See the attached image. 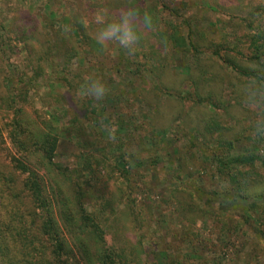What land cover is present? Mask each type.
<instances>
[{"label":"rangeland","instance_id":"obj_1","mask_svg":"<svg viewBox=\"0 0 264 264\" xmlns=\"http://www.w3.org/2000/svg\"><path fill=\"white\" fill-rule=\"evenodd\" d=\"M217 1L144 0L147 7L156 5L157 9H147L161 16L162 31L175 27L179 30L167 51H159L168 58L164 61L166 68L158 71V76H153L143 69L129 68V58L134 60L135 54L129 55L117 45L102 51V56L88 54L72 31L74 21L86 11L107 7L116 13L129 0H0V126L9 123L14 114L12 104L6 102L7 82L21 78L29 80L25 76L34 78L33 65H44L47 71L52 65L55 72L43 71L31 89L25 91V82L16 87L20 95L18 100H22L20 105L26 108L29 117L41 126L51 122L58 127L55 162L68 170L57 169L56 177L52 173L51 179H76L87 160L100 161L93 189L97 198H87L86 207L91 210L103 193L120 196L118 209H125L128 215L126 233L134 237V231L142 227L141 231L148 239L145 242L148 252L153 242L158 241V236L163 237L167 229H171L172 204L163 202V199L165 192L175 184L172 176L173 162L178 155L175 149L180 150L181 158L190 162L187 173L193 175L192 181L197 178V186L201 183L206 187L205 191L221 186L220 179L215 177L214 165L204 155L212 152L218 141L211 140L214 143H211V149L208 148L204 144L205 138L196 131L198 122H209L212 117L219 120L222 132L215 135L217 139L234 142L233 154H249L252 149L264 157V134H257L255 128L257 112L248 110L243 103L240 86L249 78L234 72L214 54L217 49L223 55H231V48L242 49L244 42L237 37L246 30L244 6L252 0H223L221 8L217 7ZM260 1L264 3V0ZM52 13H55V19ZM116 18L113 15L109 19ZM90 27L96 29L94 24ZM190 30L193 34H189ZM198 34H201L200 45L196 43ZM146 39L154 46H160L154 33ZM75 48L79 54L73 61L74 69L72 66L64 68L60 51L66 53L71 49L75 51ZM81 57L85 58L84 62ZM145 61H139L142 68ZM201 62L206 67L202 76L196 75L195 80L204 83V90L199 92L191 76ZM57 69L65 71L63 76L73 84L78 83L80 77L74 79V75H68L67 71L72 73L79 69L83 79L88 76L100 78L111 91L112 98L95 104L80 99L78 92L84 83L72 92L64 82L58 83L60 74ZM208 94L216 104L205 102L200 105L198 95L206 97ZM93 109L97 113H92ZM75 113L82 116L85 127L79 138L70 132L65 133L67 128L68 131L75 129L76 124L72 122ZM151 129L153 133H150ZM158 130L161 133L156 132ZM3 132L5 142L0 146V156L4 160L10 158L16 149L10 143L8 130ZM206 135L211 139V134ZM154 156L160 160L157 166L149 162ZM123 162L128 173L123 172ZM46 178L47 188L53 195L51 189L55 184L48 174ZM148 199L155 201L157 212L153 216L157 223L153 220L151 228L142 223L135 227V220L148 216V211L140 212L139 209ZM164 216L169 222L161 220ZM220 219L219 212L210 209L207 218L198 221L196 229L207 242L201 244L200 249H209V258L223 257V264H264L263 217L258 222L251 220L254 226L250 224L242 228L233 226V223L225 227ZM111 237L107 233L110 246ZM149 259L150 255L146 260Z\"/></svg>","mask_w":264,"mask_h":264},{"label":"trees","instance_id":"obj_2","mask_svg":"<svg viewBox=\"0 0 264 264\" xmlns=\"http://www.w3.org/2000/svg\"><path fill=\"white\" fill-rule=\"evenodd\" d=\"M223 2L218 0L217 7L221 8ZM244 7L247 11V16L243 18L246 30L237 37L244 42L242 49L231 48V55H223L217 49L214 50V54L234 72L249 79L264 81V3L252 0ZM147 8L157 9L155 4ZM143 10L142 6L141 11ZM147 10L156 17L158 30L154 34L158 37L160 46L156 47L146 38L142 39L133 57L135 59L129 58L128 67H136L139 71L143 69L150 75L158 76L157 72L166 68L164 61L168 60L159 54L161 46L165 41L168 46L179 30L175 27L162 31L161 16L152 9ZM52 14L55 19V13ZM77 21H74L72 31L79 42L83 43V51L96 56L104 55L100 46L92 39L95 29L91 27L85 29ZM189 34H193V31L190 30ZM196 38L197 45H200L201 34ZM183 40L185 43L186 39ZM197 45L193 44V47L197 48ZM74 50H68L66 53L60 51L59 55L65 61L64 68L72 66L77 53L79 54L78 49ZM143 59L146 61L142 68L139 61ZM81 60L84 62L85 58L81 57ZM43 66H32L36 75L34 78L25 76L29 80L24 81V78H21L18 81L11 79L7 82L6 102L12 104L14 114L9 123L0 126V146L5 142L3 130L7 129L10 143L16 152L4 160L0 156V264H223V257L209 258V249H200V245L207 242L196 229L198 221L205 220L210 209L219 212L220 220L225 227H230L232 223L239 228L250 224L254 226L251 220L258 222L260 218L264 219V157L252 149L249 154L243 152L233 154L234 142L223 138L217 139L215 134L222 132V126L219 120L212 117L209 122H198L196 131L205 138L204 144L210 149L211 143H214L211 140L218 141L217 147L210 153L205 152L204 155L205 159L214 165L215 177L220 179L221 186L207 191L201 183L197 186L195 184L197 178L192 181L193 175L191 172L187 173L191 168L190 162L181 158L180 150L175 149L178 152L175 156L176 163L173 162L175 169L172 171L175 184L165 192L166 197L163 199V202L172 204L171 229H167L168 232L163 237L158 236V241L153 242V247L148 252L145 244L148 239L142 233V227L134 231V237L126 233L128 215L125 209H118L120 196L103 193L99 195L91 210L86 207L87 198L93 200L97 198L93 189L98 179L100 161L87 160L76 179L72 177H64L62 181L51 179L52 173L56 177L57 169L68 170V167L62 168L55 162L59 141L58 127L51 122L41 126L29 117L31 115L26 108L20 105L22 100H18L20 95L16 88L18 83L25 82L27 91L34 86L33 82H37L36 79L42 76L43 71L55 72L52 65H49L48 71ZM198 67L191 78L196 90L200 92L204 90V83L195 79L196 75L202 76L206 66L201 62ZM75 70L72 73L67 71L68 75H74V79L80 77V81L75 84L63 76L65 71L56 70L60 74L58 83L64 82L70 86L72 92H76L78 87L85 83L82 72L79 69ZM202 96L198 95L200 105L205 102L216 104L211 94ZM109 98H112L111 91L102 102ZM89 103L93 101L90 100ZM60 109L63 110L62 107ZM67 110L70 112V109ZM92 113H97L96 109H93ZM81 117L78 113L73 114L72 122L76 124L75 129L68 131L67 128L65 133L70 132L75 138L81 137L85 130ZM156 132L161 133L160 130ZM150 133H153V129ZM206 133L211 134V139ZM158 159V156L152 157L149 160L150 165L157 166L160 161ZM205 159H202L203 162ZM124 166L126 165L123 162V172L128 173ZM46 174L55 184L51 189L53 195L47 188ZM142 206L139 207L140 212L148 211V216L135 220V227L142 223L151 228L154 221L157 223L155 215L153 216L157 212L155 201L148 199ZM161 220L169 222L165 216ZM138 232L141 234L137 235ZM107 233L112 235V246L108 243ZM148 255L150 259L146 260Z\"/></svg>","mask_w":264,"mask_h":264},{"label":"clouds","instance_id":"obj_3","mask_svg":"<svg viewBox=\"0 0 264 264\" xmlns=\"http://www.w3.org/2000/svg\"><path fill=\"white\" fill-rule=\"evenodd\" d=\"M143 6L144 10L141 11ZM115 15L116 19H109ZM85 29L95 25L92 39L102 51H108L111 45H117L127 54L137 52L142 39L158 30L156 17L147 10L143 0H129L126 6L113 13L109 8L88 10L79 16L78 21ZM162 53L167 51V42L161 46ZM241 91L244 96V106L257 112L256 133L264 134V81L251 78L242 82ZM106 84L98 77H85V83L78 92L80 99L99 103L108 94Z\"/></svg>","mask_w":264,"mask_h":264}]
</instances>
